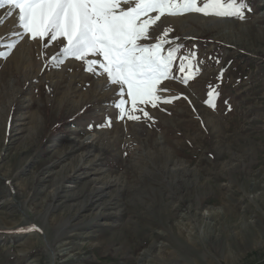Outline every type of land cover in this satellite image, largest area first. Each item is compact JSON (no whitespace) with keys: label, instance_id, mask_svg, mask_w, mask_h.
Listing matches in <instances>:
<instances>
[{"label":"rangeland","instance_id":"obj_1","mask_svg":"<svg viewBox=\"0 0 264 264\" xmlns=\"http://www.w3.org/2000/svg\"><path fill=\"white\" fill-rule=\"evenodd\" d=\"M246 4L161 17L199 64L181 74L180 55L171 103L139 121L0 8V264H264V0Z\"/></svg>","mask_w":264,"mask_h":264},{"label":"snow or ice","instance_id":"obj_2","mask_svg":"<svg viewBox=\"0 0 264 264\" xmlns=\"http://www.w3.org/2000/svg\"><path fill=\"white\" fill-rule=\"evenodd\" d=\"M5 5L9 16H17L19 38L37 44L44 41L45 48L49 47L47 41H52L60 49L52 57L54 65L62 66L71 58L96 78L104 77L105 90L115 86L113 105L119 109V118L134 121L141 119L137 111L153 119L140 105L155 108L159 102L171 103L162 96L169 90L167 85H161L174 79L172 69L180 55L181 74L189 69L194 72L199 64L198 59L193 61L195 52L183 54L179 38L166 47L171 29L159 35L155 31L161 17L201 13L244 19L246 11H251L246 0H0V8ZM5 47L14 49L16 41ZM218 95L210 91L207 103L215 107L213 97ZM19 231L40 229L33 226Z\"/></svg>","mask_w":264,"mask_h":264},{"label":"bare ground","instance_id":"obj_3","mask_svg":"<svg viewBox=\"0 0 264 264\" xmlns=\"http://www.w3.org/2000/svg\"><path fill=\"white\" fill-rule=\"evenodd\" d=\"M92 152V151H91ZM89 154H90V151H88V152H85V154H82V160H83V158H86V157H88L89 156ZM92 154V153H91ZM46 237V236H45ZM46 242V241H45ZM50 248H51V246H50ZM49 249V248H48ZM50 251H52V248H51V250Z\"/></svg>","mask_w":264,"mask_h":264},{"label":"water","instance_id":"obj_4","mask_svg":"<svg viewBox=\"0 0 264 264\" xmlns=\"http://www.w3.org/2000/svg\"><path fill=\"white\" fill-rule=\"evenodd\" d=\"M37 232H39V231H37ZM45 236V235H44ZM44 239H45V237H44ZM47 248H49V250H51V248H50V245H48V247ZM52 252V251H51Z\"/></svg>","mask_w":264,"mask_h":264}]
</instances>
